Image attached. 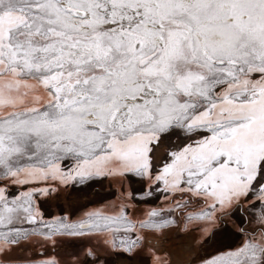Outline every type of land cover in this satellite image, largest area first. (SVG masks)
Segmentation results:
<instances>
[{
  "label": "snow or ice",
  "instance_id": "obj_1",
  "mask_svg": "<svg viewBox=\"0 0 264 264\" xmlns=\"http://www.w3.org/2000/svg\"><path fill=\"white\" fill-rule=\"evenodd\" d=\"M179 218L242 238L201 264H264V0H0V264H102Z\"/></svg>",
  "mask_w": 264,
  "mask_h": 264
},
{
  "label": "rangeland",
  "instance_id": "obj_2",
  "mask_svg": "<svg viewBox=\"0 0 264 264\" xmlns=\"http://www.w3.org/2000/svg\"><path fill=\"white\" fill-rule=\"evenodd\" d=\"M105 184L108 185V182H105ZM133 187L139 189L141 187V185L139 183H137V184H134ZM93 189H94V187L91 188V189H87L85 192H75V191H72L71 189H69L71 192L69 193L70 203H69V211L68 212H75L78 215L80 212H82L84 210L85 207L92 206V202L93 201H99L101 199V197H107L108 202H111L112 200L115 199V197L112 195V193L115 191L114 188L113 189H110V188L109 189H106L104 191V193H100L99 192V193H97V195H96V190L94 192H92ZM103 190L104 189H100L99 191H103ZM49 204H50V206L49 205H45V207L47 208V211L48 212H50L52 214H55V215L61 214V208H64V207H63V205L60 202L57 205H55V206L53 205V201H50ZM133 204H135V209H134L135 214H136V216L139 217V216H142L143 215V214H140L141 212L143 213V211H146L147 209H149L151 207H160V206H163L164 201H163V197L162 196H161L160 199H157L154 196L147 203L136 204V202L133 201ZM139 207H141L144 210L142 211L141 208H139ZM237 223H239V221H237ZM182 227L184 229H182ZM244 227H247V225H244ZM177 229H180V230L182 229V230H184L185 233L186 232H189L188 234H186L185 236H183L185 239L186 238H188V239L192 238V234L194 232L198 231L193 225L191 226V224H186L183 221L181 222L180 226ZM165 231L166 230H160L159 231V229H152V230H150L149 233H148V235H147L148 243L145 244V245H143V247L141 249V250H144L147 253V255H140L141 253H137V254H134V255H131L130 256V255L126 254V256H128V258L130 257L129 258L130 264H132L136 260V258H142L144 261L146 260L145 261V263H146L149 260L148 257H150V255H148V252H150V254L151 253H155L154 255L156 256V254H157V252H159V250H163V249L168 250V248H170L172 246L171 243L173 241L172 242L171 241H168V243H167L166 242V239L162 238V236L163 237H166V235H167V233ZM171 231H174V230H171ZM177 231L178 230L175 229V232L174 233L176 234ZM174 233H172L170 235H173ZM176 236L177 235H173L172 237H170V238H172L170 240L177 239L180 236V234L177 237ZM185 239H184V241H185ZM241 239L242 238L240 236V241L237 244H235L233 247L238 246L241 243ZM189 241L192 242V243L194 242L193 239H191ZM224 250H226V248L221 249L220 251H224ZM114 251H118V250H114ZM216 252L217 251L211 252L207 256H209V255H215ZM183 253H180V254L182 255ZM115 255H113L111 257L112 258L111 260H109L110 264H117L118 262H121V260L118 259V258H116ZM117 259H118V262H117ZM201 260L200 259L199 260H194L193 262L188 263V264H201ZM168 263L174 264L170 260H168ZM154 264H156V262ZM157 264H160V261L157 260Z\"/></svg>",
  "mask_w": 264,
  "mask_h": 264
},
{
  "label": "flooded vegetation",
  "instance_id": "obj_3",
  "mask_svg": "<svg viewBox=\"0 0 264 264\" xmlns=\"http://www.w3.org/2000/svg\"><path fill=\"white\" fill-rule=\"evenodd\" d=\"M182 221H183V218H179V219L176 220V222L174 224L167 225V226H163L161 229H159V231L160 230H166L167 232H169L170 234H172V233L175 232V229H176L178 231H177L176 234L174 233L173 235H177L178 236L180 234V231L182 229H184L183 227H182L181 230L180 229H177L180 226V224H181ZM171 230H174V231H171ZM198 232L202 235V233H201L200 230H198ZM239 241H240V235L237 232L235 235H233V236H231L229 238L223 239L219 244H217V243L214 242L211 246H204L202 252H201V250H199L198 252H192V253H187L186 252V253H183L178 260H176V261L173 260L171 262L172 263L175 262V263H180V264H187V263L193 262L194 260H199V259L201 260V259L205 258L211 252L217 251L219 249L220 250L221 249H224L227 246L233 247ZM86 244H89L91 246V244L88 241H86V240L85 241H77L75 247H72L70 244H67L66 243V244H64L61 247H57L56 248V251H58L60 253H63V254H59V256L62 259H65L66 260V258H67V256L69 254H71L73 252H79L82 248L86 247ZM107 252L108 251H105L103 249H99L98 250L99 256H100L101 261H102V264H110L109 260H111L112 258L110 256H108V255L104 256V253H107ZM116 252H117L116 258H118V259L121 260V262H118V259H117V262H118L117 264H130L129 258H128V256H126V253H122L120 251H116ZM132 264H136V263L133 262ZM168 264H170V263H168Z\"/></svg>",
  "mask_w": 264,
  "mask_h": 264
},
{
  "label": "crops",
  "instance_id": "obj_4",
  "mask_svg": "<svg viewBox=\"0 0 264 264\" xmlns=\"http://www.w3.org/2000/svg\"><path fill=\"white\" fill-rule=\"evenodd\" d=\"M100 189H104V190L103 191H99ZM106 189H109L107 184H105L103 188H101V186L99 184H97V186L96 185L94 186V189L92 190V192H94L96 190V195H97V193H99V192L100 193H104V191ZM161 228H162V226L159 227V228H155V229H161ZM166 233H167L168 236L170 235L169 232L166 231ZM188 233L189 232L185 233L183 230H181L180 231V236L177 239L172 240L173 242L171 241L172 242L171 243L172 246L170 248H168V250H165V249L159 250V252H157L156 256L154 255L155 253H151L150 254V252H148V255H150V257H148L149 260L146 263H145L146 260L144 261L142 258H136L134 263H136V264H147V263L148 264H154L155 262H157V260L160 261V259H159L160 257L165 259L166 261H168V260H170V261L175 260L176 261V260H178L180 258L181 254H177V256H176L174 252H178V253H183V252L184 253H186V252L187 253H192V252H198L199 250H201V252H202V250L204 248V246H202V244H201L203 236L198 231H196V232H194L192 234V238H190V239L186 238L185 239L183 236H185ZM172 236L173 235H170V237H172ZM162 238L166 239V242L168 243L169 239L167 237H163L162 236ZM184 239H185V241H184ZM191 239L194 240L193 243L189 241ZM86 247H90V245L86 244ZM142 247L139 249L138 253H141L140 255H147V253L144 250H141ZM47 251L48 252L55 251L56 253L58 252V251H56V249L53 250L51 247H49ZM172 251H174V252H172ZM113 253L115 255L117 252L114 251V250H110L107 253H104V256L108 255V256L112 257ZM173 263H175V262H173Z\"/></svg>",
  "mask_w": 264,
  "mask_h": 264
},
{
  "label": "trees",
  "instance_id": "obj_5",
  "mask_svg": "<svg viewBox=\"0 0 264 264\" xmlns=\"http://www.w3.org/2000/svg\"><path fill=\"white\" fill-rule=\"evenodd\" d=\"M71 191L68 189V190H66L65 192H63L62 194H61V197H60V199H58V200H55V201H53V205L55 206V205H57L59 202L63 205V207H64V209H67L68 211H69V203H70V197H69V193H70ZM61 200V201H60ZM141 206V205H140ZM139 208H141V207H139ZM141 210L143 211L144 209H142L141 208ZM140 210V211H141ZM143 213H144V211H143ZM142 212L140 213V214H143ZM136 215V214H135ZM166 237L169 239V241H172V240H170V239H172V238H170V235L168 236V235H166ZM174 240V239H173ZM172 252H174V251H172ZM58 254H63V253H60V252H57ZM175 253V255L177 256V254H180V253H178V252H174ZM113 255H114V253H113ZM156 264H157V262H156ZM174 264H180V263H174ZM188 264V263H187Z\"/></svg>",
  "mask_w": 264,
  "mask_h": 264
}]
</instances>
